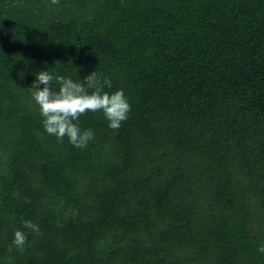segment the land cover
Listing matches in <instances>:
<instances>
[{"label": "trees", "instance_id": "1", "mask_svg": "<svg viewBox=\"0 0 264 264\" xmlns=\"http://www.w3.org/2000/svg\"><path fill=\"white\" fill-rule=\"evenodd\" d=\"M41 70L101 73L128 118L89 112L87 147L60 143ZM262 246L264 0H0V264H264Z\"/></svg>", "mask_w": 264, "mask_h": 264}, {"label": "clouds", "instance_id": "2", "mask_svg": "<svg viewBox=\"0 0 264 264\" xmlns=\"http://www.w3.org/2000/svg\"><path fill=\"white\" fill-rule=\"evenodd\" d=\"M50 4L59 6L60 0H50ZM53 82L58 86V90L53 87ZM40 85H43L42 89ZM106 87H112L111 79L97 71L87 75L83 82H77L41 70L36 73V79L29 89L33 101L38 106L46 133L55 136L60 143L67 137L71 145L82 149L94 139L95 133L90 128L80 127L81 116L89 112L102 113L108 121V127L116 131L131 111V105L122 89L109 93L104 91ZM23 225L36 234L40 233L39 226L30 220H25ZM26 242V234L16 230L13 245L23 251ZM259 251L264 252V246L260 247Z\"/></svg>", "mask_w": 264, "mask_h": 264}]
</instances>
